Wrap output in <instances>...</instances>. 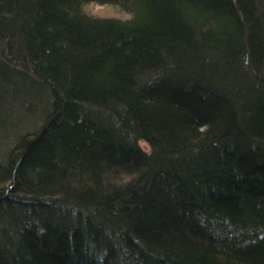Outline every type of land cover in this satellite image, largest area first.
Here are the masks:
<instances>
[{
    "label": "trees",
    "instance_id": "obj_1",
    "mask_svg": "<svg viewBox=\"0 0 264 264\" xmlns=\"http://www.w3.org/2000/svg\"><path fill=\"white\" fill-rule=\"evenodd\" d=\"M0 134V264H264V0H0Z\"/></svg>",
    "mask_w": 264,
    "mask_h": 264
},
{
    "label": "rangeland",
    "instance_id": "obj_2",
    "mask_svg": "<svg viewBox=\"0 0 264 264\" xmlns=\"http://www.w3.org/2000/svg\"><path fill=\"white\" fill-rule=\"evenodd\" d=\"M89 10H91L94 13L97 14H101V15H110V14H116L117 12H115L114 8L107 6V5H101V4H96V3H90L87 7ZM119 14V13H118ZM20 97L22 98V101H25V104H29L31 103V101H34V99L36 97H34L32 94H27L22 93V91L19 92ZM9 101V99H8ZM10 102V101H9ZM11 103L13 104L14 102L11 101ZM14 105V104H13ZM41 112L37 115L40 118ZM26 121H28L27 117H26ZM13 142L12 138H4L1 134H0V163H2L5 152L7 150V147L9 145H11V143ZM139 144L145 148L146 150H148V146L144 141H139Z\"/></svg>",
    "mask_w": 264,
    "mask_h": 264
}]
</instances>
